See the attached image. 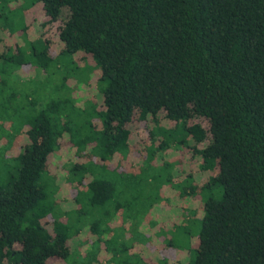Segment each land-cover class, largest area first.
I'll return each mask as SVG.
<instances>
[{"label":"trees","instance_id":"trees-1","mask_svg":"<svg viewBox=\"0 0 264 264\" xmlns=\"http://www.w3.org/2000/svg\"><path fill=\"white\" fill-rule=\"evenodd\" d=\"M26 13L24 30L44 43L34 53L40 69L52 56L90 57L97 82H106L100 149L87 150L106 159L175 142L196 163L193 173L208 174L187 264H264V0H34ZM6 51L0 43V59L10 60ZM67 100L33 117L15 173L0 183V264H57L81 233L120 208L117 181L99 171L103 164L78 163L69 171L86 176L67 177L79 186L75 218L57 213L49 167L55 153L80 144L53 120ZM95 210L99 223L82 222Z\"/></svg>","mask_w":264,"mask_h":264},{"label":"rangeland","instance_id":"rangeland-1","mask_svg":"<svg viewBox=\"0 0 264 264\" xmlns=\"http://www.w3.org/2000/svg\"><path fill=\"white\" fill-rule=\"evenodd\" d=\"M33 1L0 0V43L7 48L4 58L10 57L0 59V183L15 173L16 157L33 117L51 101L68 99L53 120L56 127L67 129L63 137L73 133L74 142L80 144L55 153L49 167L55 179V185L50 179V188L56 192L57 213L68 222L75 218L72 196L79 186L72 180L86 176L82 171H69L78 163L86 169L103 164L99 171L117 181L114 205L120 208L116 217L102 221L96 231L81 233L70 255L57 264H187L198 244L203 196L208 194L200 187L208 174L198 168L193 173L196 163L175 142L161 149L151 145L132 150L128 156L123 151V156L106 159L87 150L100 149L94 148L103 125L97 112L106 82H97L99 71L90 57L80 61L62 54L52 56L55 62L46 72L37 66L34 53L44 48L43 40L24 30L32 20L26 10ZM68 14L65 8L61 16ZM65 152L72 154L68 160ZM68 174L72 180H67ZM190 184L197 187L192 193L188 192ZM64 210L71 211L69 218L61 214ZM97 212H88L82 222L99 223Z\"/></svg>","mask_w":264,"mask_h":264}]
</instances>
